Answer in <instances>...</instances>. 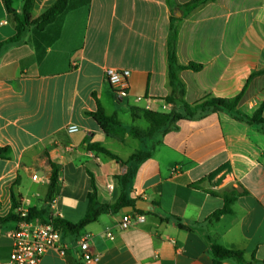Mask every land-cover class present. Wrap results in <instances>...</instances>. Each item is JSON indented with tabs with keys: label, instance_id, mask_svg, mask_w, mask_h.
Listing matches in <instances>:
<instances>
[{
	"label": "crops",
	"instance_id": "1",
	"mask_svg": "<svg viewBox=\"0 0 264 264\" xmlns=\"http://www.w3.org/2000/svg\"><path fill=\"white\" fill-rule=\"evenodd\" d=\"M191 1L69 0L68 9L44 31L32 28L20 43L0 50V148L10 149L8 159L0 158V216L33 209L43 222L77 223L86 214L92 177L100 204L124 199L154 205V211H145L144 223L125 231L119 230L122 208L100 215L79 235L62 233L65 256L50 250L41 264H85L78 247L85 237L98 257L90 264H214V242L243 251L246 262L264 261L263 127L211 112L179 121L177 129L144 143L129 132L122 138L107 136L87 114L100 104L127 129H147L149 123L134 118L132 108L183 112L180 99L167 101L173 93L168 38L175 23L178 64L201 66L178 72L184 89L180 98L190 105L232 98L255 73L238 105L241 113L253 115L264 102V0L193 6ZM55 2L35 0L33 17ZM14 8L20 13L22 0ZM15 33L0 0V42ZM106 68L130 71L124 100L106 81ZM70 124L80 131L69 134ZM89 143L123 161L139 151L151 155L140 164H120L89 150ZM53 165L60 189L50 201ZM234 190L241 195L231 212L209 221L224 207L221 195ZM170 216L193 230L180 229ZM18 227V221L0 222V264L12 252L10 234ZM221 264L247 263L225 259Z\"/></svg>",
	"mask_w": 264,
	"mask_h": 264
},
{
	"label": "trees",
	"instance_id": "2",
	"mask_svg": "<svg viewBox=\"0 0 264 264\" xmlns=\"http://www.w3.org/2000/svg\"><path fill=\"white\" fill-rule=\"evenodd\" d=\"M8 15L12 18V21L15 24V35L4 41L0 42V50L7 45L20 43L24 35L30 30L35 29L37 31H44L49 25L53 24L60 15H62L67 9L69 5V0H56V2L43 14L39 17H33V8L35 4V0H22V9L21 12L18 13L14 8L13 0H2ZM205 1H213V0H192L188 3V5H195ZM167 2L171 5L172 0H167ZM174 21L177 18H172ZM178 40V28L175 23L171 24L170 34L168 38V61H169V79L170 84L173 89L172 96L167 98V101L175 103L176 99H180V102L183 105V112L172 111L170 113H160L151 110H140L137 108H132V115L135 118H143L149 123V127L147 129H142L139 127H130L127 129L124 127L120 119L117 115H108L104 108L99 104L98 109L95 112L87 113L92 119L96 122V124L100 127V129L109 137L122 138L126 132L141 142H148L153 140L154 138H160L161 135L175 130L178 128L177 123L184 119H195L202 118L205 115L211 112H224L230 115L236 121L242 122L249 126H261L264 128V102L260 105V107L253 113V115L249 116L241 113L238 110V105L245 94L246 88L253 78L254 74H252L245 82V85L241 92L232 98H209L198 102L196 104L190 105L187 102L183 101L180 97L183 95V85L178 77V72L184 69H192L199 70L201 68L200 65L189 64L186 66L178 64L177 56H176V44ZM89 150L96 151L99 153H103L116 162L120 164H140L144 160L150 157V152L148 151H139L133 154L127 161H123L117 155L102 147L97 143H89ZM10 156V149L8 147L0 148V158L8 159ZM52 174L50 177L49 184V192L48 196L50 201H53L54 197L58 193L60 189V185L58 182V170L53 165ZM132 172L129 171L125 174L121 180L123 184H126ZM194 186H198L194 185ZM13 199V207L16 210L18 205L15 202V197L13 196V191L11 192ZM241 195V192L236 190L230 193H224L221 196L224 199V207L216 212H214L210 217L209 221H213L218 219L221 215L231 212V205L236 200V198ZM88 204L86 209L85 216L77 223H72L59 218H51L50 221L56 226V228L60 229L62 233H68L71 235H79L80 232L89 224L95 222L98 217L104 213L109 211L118 212L122 208L127 206H133L136 202L134 201H126L124 199L120 200V202L114 205H104L100 204L98 201L97 188L95 185V180L92 177V191L87 195ZM138 213H146L145 211L136 210ZM39 214L35 212V210H29L28 216L26 218H21L19 214H10L7 216H0V222H10V221H30ZM169 218V217H168ZM167 218V219H168ZM170 218L175 219L178 222V226L182 230L192 231L193 227L189 225L182 224L180 220L174 216H170ZM210 251L214 257V264H221L225 259H234L238 263H247L254 264L253 262H246L244 257V252L226 248L218 243H212L210 246ZM259 264H264L263 262H258Z\"/></svg>",
	"mask_w": 264,
	"mask_h": 264
},
{
	"label": "built area",
	"instance_id": "3",
	"mask_svg": "<svg viewBox=\"0 0 264 264\" xmlns=\"http://www.w3.org/2000/svg\"><path fill=\"white\" fill-rule=\"evenodd\" d=\"M129 77L130 71L127 69L106 68L105 79L114 88L118 100L122 101L129 95ZM66 131L69 134H75L80 128L75 124L67 126ZM34 179L38 176L34 175ZM21 218L28 216V210H18ZM146 215L144 213H122V219L119 225L120 231H125L131 226L144 223ZM12 252L4 264H41L43 257L50 250H56L59 254L65 256L67 247L61 241L62 232L51 222H43L37 218L30 221L19 222V227L11 234ZM108 238L113 240L115 235L111 232L107 234ZM78 247L81 252V259L85 264L97 261L90 250L89 239L82 238Z\"/></svg>",
	"mask_w": 264,
	"mask_h": 264
},
{
	"label": "water",
	"instance_id": "4",
	"mask_svg": "<svg viewBox=\"0 0 264 264\" xmlns=\"http://www.w3.org/2000/svg\"><path fill=\"white\" fill-rule=\"evenodd\" d=\"M133 210L154 211V205L144 200H138L135 205L124 207L122 212H131Z\"/></svg>",
	"mask_w": 264,
	"mask_h": 264
},
{
	"label": "rangeland",
	"instance_id": "5",
	"mask_svg": "<svg viewBox=\"0 0 264 264\" xmlns=\"http://www.w3.org/2000/svg\"><path fill=\"white\" fill-rule=\"evenodd\" d=\"M19 0H14V2L17 4V2H18Z\"/></svg>",
	"mask_w": 264,
	"mask_h": 264
}]
</instances>
